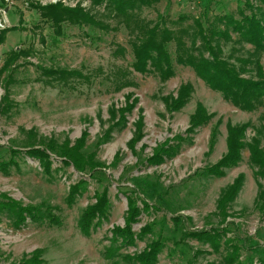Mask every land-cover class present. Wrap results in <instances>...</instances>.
<instances>
[{
  "label": "rangeland",
  "instance_id": "374dc122",
  "mask_svg": "<svg viewBox=\"0 0 264 264\" xmlns=\"http://www.w3.org/2000/svg\"><path fill=\"white\" fill-rule=\"evenodd\" d=\"M29 1L0 0V30L17 27L0 44V99L7 93L13 105L9 112L0 105V161L10 158L11 149L21 151L15 157L16 164L9 167V174L0 172V196L24 207H38L57 218L58 223L27 218L25 224L15 228L7 214L0 212V264L17 263L36 249L41 250L44 264H110L103 252L110 244L111 229L124 225L127 210L124 194H132L153 206L149 213L140 215L133 231L138 233L146 224L156 226L151 236L136 241L133 247L123 248L120 253L141 252L161 231L165 247L157 264H186L194 259L196 251H203L195 259L197 263L217 264L224 251L205 253L210 250L196 241H178L183 231L220 224V219L212 216L216 201L221 190L238 174H244V184L229 205V218L221 227L228 229L227 238L236 237L242 243L244 249L239 261L255 264L257 257L264 254V214L253 208L257 186L247 149L242 152L241 162L222 178L200 179L194 173L216 163L225 153L228 122L232 125L249 122L259 129L264 107L247 113L232 106L220 93L210 90L191 68L174 63L173 44H168L167 50L172 57L174 77L161 82L154 73H138L132 67L130 42L138 33L133 28L138 21L153 27L161 16L164 20L160 26L172 30L190 27L191 17H198L204 11L209 12V20L211 15L232 14L240 19L241 12L247 16L254 12L264 21V5L260 0H158L129 11L128 29L122 18L113 17L104 4L93 6L91 0ZM29 3L80 6L108 25L109 30L69 23L62 25L63 35L57 36ZM180 16L186 20L180 23ZM131 28L135 30L133 34ZM231 39L222 43L223 59L235 63L237 58H248L252 47L234 43L237 35ZM118 47L123 50L121 54L116 53ZM12 51L26 54L10 62ZM259 61L264 74V51ZM44 70L75 71L79 76L58 79L44 76ZM244 75L256 79L252 69ZM182 84L192 86L191 98L180 111L169 113L162 97L176 96ZM127 96L135 105L125 114L123 126L115 125L119 115L112 120L111 109L125 107ZM197 103L213 117L208 124L188 134L189 117ZM140 115L143 138L130 150L127 143L133 137ZM216 124H219L216 145L207 156L210 131ZM253 128L247 130L246 142L254 136ZM30 130L37 140L53 139L58 144L68 140L72 145L83 135L84 150L95 151V159L104 166L88 175L62 165L52 155L51 172L46 173L38 160L24 154L22 146L28 143ZM176 135L184 142L173 141ZM189 139L191 142L187 143ZM167 141L182 143L177 155L162 165L149 166L146 159ZM116 154L119 159L115 163ZM79 180H88V188L69 205V188ZM261 184L264 187V180ZM103 189L107 190L110 203L108 218L95 219L89 235L85 236L78 228L79 217L86 207L94 204L95 192ZM173 218L180 220L177 227L172 223Z\"/></svg>",
  "mask_w": 264,
  "mask_h": 264
},
{
  "label": "trees",
  "instance_id": "16d2710c",
  "mask_svg": "<svg viewBox=\"0 0 264 264\" xmlns=\"http://www.w3.org/2000/svg\"><path fill=\"white\" fill-rule=\"evenodd\" d=\"M3 1V0H1ZM29 1V0H28ZM158 0H91L93 6H101L113 13V17L122 18V22L128 29L129 11L136 7L150 6ZM30 2V1H29ZM264 5V0H260ZM32 9L39 12L44 22H48L57 36L63 35V24L85 25L97 27L102 31L108 32V25L97 21L94 15L82 9L80 6L74 8L63 6L62 3L48 4L41 6L29 3ZM204 11L198 17H191L192 25L186 28L172 30L163 28L164 18L161 16L158 24L148 27L141 21L134 25L137 34L134 40L130 42L133 55L132 67L134 71L145 74L154 73L161 82L174 77L175 71L171 54L167 50L168 44L174 45V63L178 66L191 68L195 75L202 80L205 85L212 91L220 93L223 99L242 112H254L264 107V74L259 61V55L264 51V21L258 18L256 13L251 12L249 16L240 13V19H236L232 14L211 15ZM186 17L180 16L178 21L181 23ZM131 28V33L135 31ZM17 27H9L0 30V44H3L7 33L16 31ZM232 35H237L234 43L242 45L248 44L252 47L251 54L248 58L236 59L235 63L227 62L223 59L222 43L232 41ZM121 48L116 49L117 54H121ZM24 51H12L9 54L10 62L17 61L21 56H25ZM238 64V66H236ZM254 71L256 79L246 77L244 73L249 70ZM1 74V71H0ZM44 76L64 79L68 76L79 74L75 71L67 72L60 70H44ZM7 86V82H5ZM193 88L190 84L179 86L176 96L162 97L165 107L169 113L180 111L191 98ZM128 101L125 107L119 110L111 109V119L119 115L115 125L125 123V114L130 112L134 107V102ZM2 110L9 112L12 108L7 93L0 99ZM213 114H209L201 103H197L193 114L189 117L188 129L186 133L193 134L196 128L209 123ZM261 126L254 129L251 123L226 124V152L214 164L198 169L194 176L200 179H219L225 176L227 170L235 168L242 160V152L247 149L248 161L250 167L254 170L253 176L256 180L257 192L253 201V208L260 214H264V187L261 181L264 180V116L261 117ZM123 126V125H122ZM143 117L140 115L135 123V132L131 140L127 143V148L134 150L135 145L143 138L142 133ZM219 124H216L210 131L207 156L212 153L216 145ZM249 128L254 129V136L246 142V132ZM28 143L22 148L24 154L32 159L38 160L43 170L51 172L52 155L61 160L62 165L72 166L77 172H87L88 175L98 168L104 166L98 162L96 152H87L84 150V136L80 137L74 144L64 140L62 144L56 143L53 139L37 140L33 130L28 133ZM107 137V136H106ZM180 135L173 137V141L184 142ZM38 141V142H36ZM176 142L170 144V141L157 146L150 157L146 159L149 166L162 165L166 160L173 159L178 152L182 143ZM190 139L187 143H190ZM99 144V143H98ZM97 144V145H98ZM21 154L20 149L9 150L10 158L0 161V172L5 175L9 174V167L16 164L15 157ZM118 154L115 155V163L118 161ZM114 163V164H115ZM244 174H238L233 181L221 190L216 201L215 212L212 216L220 219L217 226L210 225L202 230L183 231L180 240H193L203 246H207L210 251L205 253L219 254L220 250L224 251L221 255V261L217 264H243L239 261L241 258L242 243L236 237L227 238L228 229L221 227L229 218L228 207L234 202L244 184ZM88 180H79L70 186L68 191L67 203L73 204L76 197L85 192L88 188ZM126 198L127 210L122 227H113L110 231V244L104 250L103 256L110 264H157L158 256L164 249V239L161 237V231L156 239L146 244L145 248L134 255L122 254L123 248L135 246L136 241L143 240L146 236L153 234L156 225L146 224L139 229L138 233L133 231V226L139 222L142 213H149L153 208L144 200L138 199L132 194H124ZM95 202L86 207L81 213L78 220V228L85 236L89 235L94 220H106L110 203L107 196V190L96 191L94 194ZM139 202V203H138ZM0 212L6 213L13 227L19 228L27 218L32 221L43 222L48 220L50 223H58V219L47 212H42L38 207L21 206L16 201L0 196ZM188 220V219H187ZM179 218L172 219L175 227L178 226ZM162 226V223H160ZM241 243V244H240ZM41 250H34L29 256L24 255L17 263L11 264H44L41 258ZM203 251H196L194 259L189 260L186 264H199L195 261L198 255ZM214 264V263H209ZM255 264H264V254L259 255Z\"/></svg>",
  "mask_w": 264,
  "mask_h": 264
},
{
  "label": "crops",
  "instance_id": "0c3cea01",
  "mask_svg": "<svg viewBox=\"0 0 264 264\" xmlns=\"http://www.w3.org/2000/svg\"><path fill=\"white\" fill-rule=\"evenodd\" d=\"M225 140H226V138H225ZM225 147H226V141H225ZM226 152V151H225ZM221 158V157H220ZM233 181V180H232ZM257 192V191H256ZM256 196V195H255Z\"/></svg>",
  "mask_w": 264,
  "mask_h": 264
},
{
  "label": "built area",
  "instance_id": "2783aa9c",
  "mask_svg": "<svg viewBox=\"0 0 264 264\" xmlns=\"http://www.w3.org/2000/svg\"><path fill=\"white\" fill-rule=\"evenodd\" d=\"M2 27V25L0 24V28ZM3 29V28H2Z\"/></svg>",
  "mask_w": 264,
  "mask_h": 264
}]
</instances>
